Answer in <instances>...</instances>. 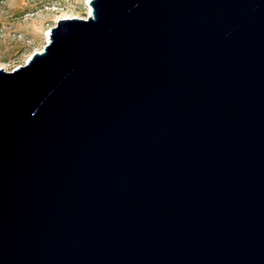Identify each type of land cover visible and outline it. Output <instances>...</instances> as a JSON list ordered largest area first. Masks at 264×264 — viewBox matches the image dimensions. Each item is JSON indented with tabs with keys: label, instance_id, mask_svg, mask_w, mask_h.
Segmentation results:
<instances>
[{
	"label": "water",
	"instance_id": "water-1",
	"mask_svg": "<svg viewBox=\"0 0 264 264\" xmlns=\"http://www.w3.org/2000/svg\"><path fill=\"white\" fill-rule=\"evenodd\" d=\"M0 69V264H264V0H91Z\"/></svg>",
	"mask_w": 264,
	"mask_h": 264
},
{
	"label": "rangeland",
	"instance_id": "rangeland-1",
	"mask_svg": "<svg viewBox=\"0 0 264 264\" xmlns=\"http://www.w3.org/2000/svg\"><path fill=\"white\" fill-rule=\"evenodd\" d=\"M87 0H0V69L24 66L61 19H87Z\"/></svg>",
	"mask_w": 264,
	"mask_h": 264
},
{
	"label": "bare ground",
	"instance_id": "bare-ground-1",
	"mask_svg": "<svg viewBox=\"0 0 264 264\" xmlns=\"http://www.w3.org/2000/svg\"><path fill=\"white\" fill-rule=\"evenodd\" d=\"M90 2H91V0H87V3H86L88 5V7H89V16L92 15V8L90 6ZM47 40H49V37L47 38Z\"/></svg>",
	"mask_w": 264,
	"mask_h": 264
}]
</instances>
